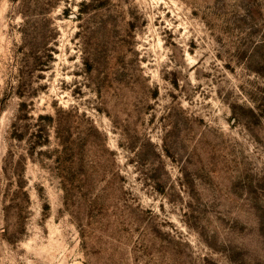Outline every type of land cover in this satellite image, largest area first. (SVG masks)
Returning a JSON list of instances; mask_svg holds the SVG:
<instances>
[{
	"label": "rangeland",
	"instance_id": "obj_1",
	"mask_svg": "<svg viewBox=\"0 0 264 264\" xmlns=\"http://www.w3.org/2000/svg\"><path fill=\"white\" fill-rule=\"evenodd\" d=\"M0 264H264V0H0Z\"/></svg>",
	"mask_w": 264,
	"mask_h": 264
},
{
	"label": "trees",
	"instance_id": "obj_2",
	"mask_svg": "<svg viewBox=\"0 0 264 264\" xmlns=\"http://www.w3.org/2000/svg\"><path fill=\"white\" fill-rule=\"evenodd\" d=\"M44 118L40 117V120H43ZM39 134L36 135V138L40 139V137L42 136V130L38 131Z\"/></svg>",
	"mask_w": 264,
	"mask_h": 264
}]
</instances>
